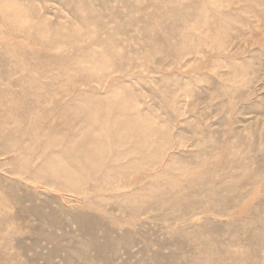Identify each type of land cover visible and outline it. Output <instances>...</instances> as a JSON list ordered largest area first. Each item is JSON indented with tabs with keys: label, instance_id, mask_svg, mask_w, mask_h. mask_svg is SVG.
I'll return each instance as SVG.
<instances>
[{
	"label": "rangeland",
	"instance_id": "374dc122",
	"mask_svg": "<svg viewBox=\"0 0 264 264\" xmlns=\"http://www.w3.org/2000/svg\"><path fill=\"white\" fill-rule=\"evenodd\" d=\"M0 264H264V0H0Z\"/></svg>",
	"mask_w": 264,
	"mask_h": 264
}]
</instances>
